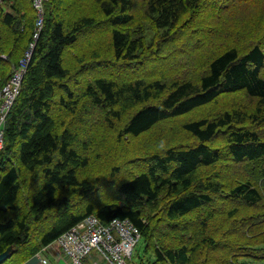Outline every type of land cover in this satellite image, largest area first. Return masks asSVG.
I'll return each instance as SVG.
<instances>
[{"label":"trees","instance_id":"trees-1","mask_svg":"<svg viewBox=\"0 0 264 264\" xmlns=\"http://www.w3.org/2000/svg\"><path fill=\"white\" fill-rule=\"evenodd\" d=\"M38 18L34 0H0V37L14 35L13 51L0 58V85L34 41ZM200 18L219 25L207 53ZM38 33L3 127L0 253L15 251L2 264L28 261L88 215L102 224L129 219L150 264H264V0H43ZM84 73L80 99L103 113L106 128L116 129L120 106L134 104L115 139L151 149L140 170L88 173L89 159L71 141L82 125L80 99L64 96L73 97L66 79ZM230 165L247 168L228 182L221 173ZM244 207L257 212L259 226L250 214L238 225ZM52 215L61 219L28 249L31 222ZM246 229L260 238H245ZM220 248L229 252L213 261Z\"/></svg>","mask_w":264,"mask_h":264},{"label":"rangeland","instance_id":"rangeland-1","mask_svg":"<svg viewBox=\"0 0 264 264\" xmlns=\"http://www.w3.org/2000/svg\"><path fill=\"white\" fill-rule=\"evenodd\" d=\"M3 5H4V2H3ZM207 11L209 10L207 9ZM11 13L13 17H16V16L19 17L21 15H24V11H19L18 14H15L14 12H11ZM230 16L231 14H227L226 18H229ZM218 27L219 25L217 24L215 20H211V19L205 20L204 18H200V21H198L195 27L196 30L206 35L205 39H203V45H205L203 49L204 52L205 51L206 53L208 52L206 48L209 47L211 43H216L213 40L217 38L218 32L214 31V29ZM4 34L6 37L4 36L0 37V40L2 42V50H3V53L0 54V58L2 59H5V56L3 55L4 53L10 52V50L13 51V45H14L13 33L9 31V33L7 32ZM8 34L10 36H8ZM72 48L75 49L76 46ZM67 53L68 54L65 60L69 64V62L72 60L71 55L72 53H74V50L67 51ZM87 74L88 73H84V75L81 74L82 77L77 76L74 82L71 79H68V78L66 79L67 81L66 84L68 85L69 90L73 94V97L72 96L68 97L67 92H65L66 94H64V96L66 97V100L69 103L78 101L80 99V92H79V90L81 89L80 85L85 83L84 78L87 77ZM55 91L57 93H63L61 88H56ZM56 96L57 94L55 95V97ZM85 105H86V102H84V99H80L79 104L77 106V109L80 110V116L75 117V119L80 120V122H82V125L78 124L79 126H77V128H80V130L75 131V133H72L71 141H73V145L76 146L79 153L83 157H87L89 159L90 167L88 169V173L102 172V171H105L106 173H108L109 168L113 165H117L118 167H120L122 173H125L133 168H134V171L140 170L141 169L140 165L142 164V160H143L142 156L149 153L151 149L144 148V146H142L143 142L141 140H136L129 136H124L121 142L115 139L117 130L119 131V129L123 126L124 119L128 116L130 112H132L135 109V106H133L134 104H132L131 102H128L120 106L122 118L120 122H115L116 129L114 131L106 128V126L104 125L103 113L101 111L97 109L90 110ZM61 113L62 112L56 113L58 114V119L61 118ZM81 131L83 132L79 134ZM157 141L158 139L156 138V140L153 143L156 144ZM120 152H123V154H120ZM245 168H247L246 165H242L241 167H232L230 165L229 168L226 170V172L224 174L222 172L221 174L226 179V181L229 182L234 178L233 176H237V174L244 172ZM38 173L39 171L38 169H36L35 172L33 173L34 179L32 176L28 178V186L30 188L31 194H27V195H31V198L34 196V192L38 188L39 180L36 179L38 177ZM81 173L84 174L85 169L81 170ZM222 202L226 204H230V203L233 204V202L228 197L222 198ZM24 206L25 205L23 204L22 209H24ZM223 210H226V209L223 208ZM249 210L250 208L248 207H244L240 210L239 218H238L239 226L247 224L244 222V217L248 214L252 215L253 217V221L252 223H250L252 227H257L261 224L259 222V217L257 216V212L249 211ZM220 216L221 217H220L219 222L222 223L225 219V216L224 215H220ZM60 219H61L60 215H52L46 218L42 216L39 219L38 223L35 219L32 222L29 221V223L31 222L33 225L34 233L32 234V240H31L33 245L30 246L28 249H30L31 247H35L37 245V243L35 242L37 235H38L37 233H39V231H41L44 226H46L51 221L56 222L57 220H60ZM249 220L250 219L248 216V221ZM152 228L153 227H151V229ZM232 228L233 229L236 228V224L233 223ZM192 230L194 231V229H189L186 231V233ZM252 234H253L252 229H248V230L246 229L244 233V237L248 239L260 238V236L254 237L252 236ZM241 238H242V234H241ZM51 246L57 248V246L54 245L53 243H51L49 247ZM28 249L22 247V248H19L17 252H19V255H20V254H23ZM223 252H226V253L229 252V248H224V249L220 248V249L214 250L210 258L213 261H215L216 259H218V255H221ZM41 253L42 252L40 251V254ZM83 261L85 264H89L86 259H84ZM153 261H154V257L150 252L147 251V242H146L145 237L142 235L134 248V251L132 254V262L133 264H150ZM215 263L223 264L222 261L215 262Z\"/></svg>","mask_w":264,"mask_h":264},{"label":"built area","instance_id":"built-area-1","mask_svg":"<svg viewBox=\"0 0 264 264\" xmlns=\"http://www.w3.org/2000/svg\"><path fill=\"white\" fill-rule=\"evenodd\" d=\"M42 2L43 0H34L39 17L33 35L34 41L29 44L7 81L0 85V149L7 114L19 93L35 40L42 26ZM140 238V229L127 218H113L109 223L102 224L96 216L88 215L57 237L53 244L68 258V264H85L84 259L89 264H133L132 254ZM49 246L50 244L41 252ZM35 256L38 264H52L49 258L40 252Z\"/></svg>","mask_w":264,"mask_h":264},{"label":"crops","instance_id":"crops-1","mask_svg":"<svg viewBox=\"0 0 264 264\" xmlns=\"http://www.w3.org/2000/svg\"><path fill=\"white\" fill-rule=\"evenodd\" d=\"M52 264H68L69 260L68 258L63 255V253L59 250V248L55 247H49L48 249L44 250L42 252ZM22 264H38V259L36 256H33L28 261L22 263Z\"/></svg>","mask_w":264,"mask_h":264},{"label":"water","instance_id":"water-1","mask_svg":"<svg viewBox=\"0 0 264 264\" xmlns=\"http://www.w3.org/2000/svg\"><path fill=\"white\" fill-rule=\"evenodd\" d=\"M14 251H15L14 247L10 245L3 252H1L0 253V264H2L7 259H9L13 255Z\"/></svg>","mask_w":264,"mask_h":264}]
</instances>
